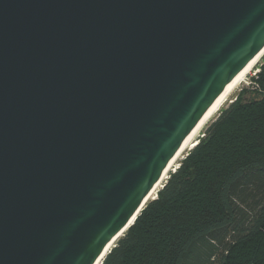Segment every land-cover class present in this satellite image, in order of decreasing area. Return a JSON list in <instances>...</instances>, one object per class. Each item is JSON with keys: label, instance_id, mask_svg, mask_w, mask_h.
I'll return each mask as SVG.
<instances>
[{"label": "water", "instance_id": "water-1", "mask_svg": "<svg viewBox=\"0 0 264 264\" xmlns=\"http://www.w3.org/2000/svg\"><path fill=\"white\" fill-rule=\"evenodd\" d=\"M263 46L264 0H0V264H96Z\"/></svg>", "mask_w": 264, "mask_h": 264}, {"label": "trees", "instance_id": "trees-1", "mask_svg": "<svg viewBox=\"0 0 264 264\" xmlns=\"http://www.w3.org/2000/svg\"><path fill=\"white\" fill-rule=\"evenodd\" d=\"M256 75L102 264H264V64Z\"/></svg>", "mask_w": 264, "mask_h": 264}, {"label": "bare ground", "instance_id": "bare-ground-1", "mask_svg": "<svg viewBox=\"0 0 264 264\" xmlns=\"http://www.w3.org/2000/svg\"><path fill=\"white\" fill-rule=\"evenodd\" d=\"M263 58H264V46L251 60L250 64L244 69V71L241 73V75L235 81V83L224 94L220 95V97L216 100V102L206 111V113L197 123V125L192 130V132L188 136L183 146L179 149L173 160L166 168L162 177L159 179V181L152 189V192L149 197V201L154 200L158 197V193L160 192V190L163 189L170 175L178 169V166L180 165L179 164L180 161H182L185 158L186 154L189 151L193 150L196 147L197 141L201 138L208 124L216 116V114L223 107V105L234 95V93L237 92V90L244 82V80L248 77V75H250L258 67V65L261 63ZM124 233L125 231L108 245V247L106 248L101 258L98 260L96 264H101V262H103V259H105V257L108 255L110 250L115 246L116 242L119 240L120 237L123 236Z\"/></svg>", "mask_w": 264, "mask_h": 264}, {"label": "rangeland", "instance_id": "rangeland-1", "mask_svg": "<svg viewBox=\"0 0 264 264\" xmlns=\"http://www.w3.org/2000/svg\"><path fill=\"white\" fill-rule=\"evenodd\" d=\"M264 64V58H263V60H262V62L260 63V65L250 74V75H248V77L244 80V82L241 84V86L239 87V89L237 90V92L236 93H234V95L223 105V107L219 110V112L216 114V116L212 119V121L208 124V126L206 127V129L213 123V122H215L218 118H219V116L221 115V113L223 112V111H225L234 101H236L237 99H243V100H248V99H250L251 97H255L256 95L255 94H253L254 92H253V82H252V80H253V78H255L257 75V73H259V71H260V67L262 66ZM206 129L204 130V132H203V134H202V136H201V138L200 139H202L203 138V136H204V133H205V131H206ZM198 142H199V140L197 141V144H198ZM191 151H189L187 154H186V156H185V158L188 156V154L190 153ZM184 158V159H185ZM183 159V160H184ZM182 160V161H183ZM182 161H180V163L179 164H181V162ZM180 166V165H179ZM179 166H178V168H179ZM174 173V172H173ZM172 173V174H173ZM151 201H153V200H151ZM150 202V201H149Z\"/></svg>", "mask_w": 264, "mask_h": 264}]
</instances>
